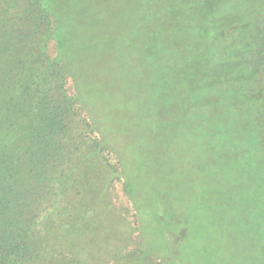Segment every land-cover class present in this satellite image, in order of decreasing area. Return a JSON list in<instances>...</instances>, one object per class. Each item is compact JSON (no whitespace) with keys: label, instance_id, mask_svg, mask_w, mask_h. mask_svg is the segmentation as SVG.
I'll return each mask as SVG.
<instances>
[{"label":"rangeland","instance_id":"374dc122","mask_svg":"<svg viewBox=\"0 0 264 264\" xmlns=\"http://www.w3.org/2000/svg\"><path fill=\"white\" fill-rule=\"evenodd\" d=\"M94 2L72 23L64 20L72 13L68 5L61 9L66 18L57 16L61 51L77 56L66 84L73 109L64 110L74 149L85 157L78 175H87L86 199L95 207L90 221H96L93 231L89 225L65 243L77 259L71 264H264V154L254 139L264 134V104L249 95L252 88L264 93V64L261 75L234 91L200 87L192 99L177 100L174 80L185 68L193 76L195 54L180 51L173 38L165 54V39L145 22L136 79H123L114 64L119 53L132 52L126 44L136 27L121 16L123 1ZM257 14L260 23L264 9ZM56 43L48 45L52 56ZM93 137L101 154L94 153Z\"/></svg>","mask_w":264,"mask_h":264},{"label":"trees","instance_id":"16d2710c","mask_svg":"<svg viewBox=\"0 0 264 264\" xmlns=\"http://www.w3.org/2000/svg\"><path fill=\"white\" fill-rule=\"evenodd\" d=\"M97 1L0 0V264L77 263L65 243L89 225L95 229L96 221H90L95 207L86 199L87 175H78L85 157L74 149L76 142L64 110L73 109L66 84L70 66L78 65L77 56L69 58L61 51L64 28L57 16L66 18L61 9L68 5L72 13L64 20L72 23L71 18L87 13L90 3ZM121 1L125 4L121 16L126 15L132 28L136 27L126 44L132 52L119 53L114 64L123 79L126 75L136 79L132 69L141 64L138 54L144 46L139 44L147 43L140 29L145 22L146 28L165 39L161 47L165 54L173 47L167 43L170 38L180 51L195 54L193 76L181 68L182 76L174 80L180 84L177 100L192 99L189 93L200 87L221 86L229 93L235 85L261 75L264 19L259 23L262 16L257 11L264 9L263 0L255 6L252 0ZM51 40L57 42V56L49 53ZM169 61L164 57L162 63ZM189 62L183 61V66ZM74 79L77 84L76 75ZM134 81L132 87L138 84ZM252 90L249 95L255 100L260 97L264 104V93ZM82 123L92 129L87 120ZM91 132L94 135L95 130ZM254 139L263 142L259 153L264 154V134ZM254 139L249 136L246 141L252 144ZM91 142L95 154L104 151L98 138ZM78 220L82 225L88 221L86 227H78Z\"/></svg>","mask_w":264,"mask_h":264}]
</instances>
